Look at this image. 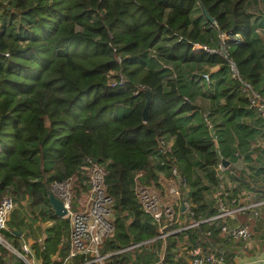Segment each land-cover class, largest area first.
<instances>
[{"label": "trees", "instance_id": "16d2710c", "mask_svg": "<svg viewBox=\"0 0 264 264\" xmlns=\"http://www.w3.org/2000/svg\"><path fill=\"white\" fill-rule=\"evenodd\" d=\"M248 3L0 0V199L10 188L19 202L27 197L34 220L50 223L43 243L35 244L42 264H60L69 247V219L56 216L49 206L50 185L79 177L88 157L104 166L105 186L114 198L110 208L114 232L102 250L112 254L105 264H187L178 256L184 236L188 248L206 250L209 242L217 241L219 226L205 220L218 208L203 202L207 188L197 187L193 177L199 168L215 184L213 168L219 158L203 124L191 132L184 127L181 115L190 112L194 117L195 107L184 100L181 77L176 73L170 78L169 66L219 65L211 77L226 86L225 108L234 110L228 121L253 113L246 108L240 81L231 76L234 65L241 80L264 98V14L249 12ZM221 34L228 40L222 42ZM213 40L218 45L213 46ZM194 43L216 51L224 46L225 53H194ZM111 69L124 73L125 86L107 84L105 73ZM145 90L151 93L146 121ZM233 129V133L219 132V152L225 162L240 155L248 158L243 151L256 136L255 130L239 122L233 123ZM167 137H173L170 147L164 143ZM236 139L237 150L232 148ZM153 156L159 169L176 166L192 186L182 198L194 204L192 222H198L164 238L162 259L147 245L142 255L134 249L116 252L160 234L140 209L134 190L136 182L161 188ZM235 174L237 193L256 189L245 170ZM7 227L4 237L20 250L19 239L29 237L22 207L11 211ZM178 227L170 223L163 231ZM162 240H154V245L161 247ZM58 248L59 258L51 261ZM6 253L0 244V264H23L12 253L6 258Z\"/></svg>", "mask_w": 264, "mask_h": 264}, {"label": "built area", "instance_id": "2783aa9c", "mask_svg": "<svg viewBox=\"0 0 264 264\" xmlns=\"http://www.w3.org/2000/svg\"><path fill=\"white\" fill-rule=\"evenodd\" d=\"M220 38L222 42L228 40L225 34H221ZM195 48L211 53L218 52L221 55L225 53L224 46L216 51L205 45L194 43L192 50L194 51ZM113 50L115 51V47H113ZM150 54L154 56L155 51L151 50ZM115 59L120 64L122 62L121 54L117 53ZM231 69V76L240 81L241 93L247 98L248 107L255 110L261 119L262 129L264 130V98L248 82L241 80L234 65H231ZM203 76L208 80V74H204ZM105 77L107 84L111 87H123L127 81L126 76L120 69L107 71ZM205 122L211 131V140L216 145L218 139L213 130V125L208 119H205ZM215 149L219 156V161L214 167L217 188L215 201L218 212L205 221L212 224L216 220L235 217L237 214L257 216L264 206V198L256 200L248 192L237 193L236 190L238 189L239 182L235 178L236 174L224 164L219 150ZM80 173L86 179L85 182L88 188L87 200L81 207L77 206L74 208L71 205V181L77 175L62 181L55 180L51 183L49 189L61 200L63 206L67 209L66 217L69 219V247L61 264H70L78 257L79 261H76L75 264H105V256L101 254V249L114 232V224L110 219V208L114 203V198L106 189V171L101 163L89 157L85 158L80 166ZM170 173L173 179L170 181L166 198H162L152 187L139 182H136L134 187L140 209L151 218L152 223H156L160 234L150 240L127 246L119 250L120 252L143 247V245H148L154 240L164 239L168 234L184 229V227H178L166 232L163 231L170 223L177 222V214L180 213L179 205H177L180 190L183 189V193H187L189 190L186 180L182 177L176 166H171ZM141 175L142 173H139L137 177ZM262 186H264V180ZM180 205L182 208L186 207L189 214L193 216L190 202H186L184 199ZM176 208H178V212ZM13 209V197L11 195H4L0 199V244L6 247L12 254L17 257L19 256L26 264H37L30 245L24 242L20 245L19 250L3 235V232L8 230L7 222ZM197 224L198 222H191L185 228L193 227ZM218 228L219 232L224 234L228 240H248L250 237V232L246 225L229 227L226 224H220ZM182 254L187 264H231L227 260L226 252L212 242H209L206 250L201 247L188 248L182 245L179 255ZM26 255H31V260L27 259Z\"/></svg>", "mask_w": 264, "mask_h": 264}, {"label": "crops", "instance_id": "0c3cea01", "mask_svg": "<svg viewBox=\"0 0 264 264\" xmlns=\"http://www.w3.org/2000/svg\"><path fill=\"white\" fill-rule=\"evenodd\" d=\"M264 37V35H263ZM213 46L218 45L217 40H213L211 42ZM262 46L264 47V40H262ZM200 50L195 48L194 53H198ZM162 65L164 63H161ZM171 70L170 78L177 76L181 77V87L180 91L184 96V100L190 102L195 107V116L190 117V112H186L181 115L183 120L184 127L189 129L191 132V128L197 126L198 124H203V128L207 131L209 136L211 137V131L207 127L205 119H208L212 125L215 134L225 131L228 132V129L233 133V123H242L250 130L256 131L255 139L250 141V145L247 146L243 154L248 156V158L243 156H238L235 158L229 157L228 159V167L233 171L237 172L239 170H245L256 183V189L248 190L253 199L259 200L264 198V186H262V182L264 180V131L262 129L261 119L258 117L255 110L246 107L248 110L253 111L248 115H242L241 117H237L232 121H228L230 116L234 114V110L225 108L226 101V86L224 84H217L215 78L211 77L212 73L216 72L219 69V65H209L207 63H184L179 64L177 66H169ZM204 74H208V80L203 76ZM225 93V94H224ZM218 136V135H217ZM236 138V137H235ZM218 139V137H217ZM173 142V137H167L164 139V143L167 147H170ZM217 144H213V150L216 152L217 148L220 150ZM232 145L236 147L237 150V139L233 141ZM223 156V155H222ZM222 156H220L222 158ZM219 158V156L217 155ZM153 163L155 166L156 174L158 175V181L162 184L163 179L169 178L171 179L170 168L163 167L159 169L157 164V157L153 156ZM214 169V168H213ZM196 175L193 177V180L197 182V187H206L207 189L203 192V202L211 207H216L215 201V193H216V183L211 184V182L205 177V171L199 168L195 169ZM262 186V187H261ZM189 190L192 189L191 185H188ZM246 191V190H245ZM27 199V197H26ZM184 199H181L179 202L177 200V205H179L180 213L177 214V222L179 227H186L192 222V216L189 214L188 210L182 208L180 204ZM190 202L191 207L194 205ZM30 217V218H29ZM30 219H33L36 231H39V227H41L40 233L38 236L41 237L45 235L44 229L50 223H42L39 220H34L33 216H26V228L30 231V223L32 222ZM29 220V221H28ZM31 221V222H30ZM216 227L220 224H226L227 226H237V225H246L250 232V237L248 240H228L224 234L219 232L218 238L214 243L216 246L220 247L226 252L227 260L231 264H264V206L257 216H248L246 214H237L235 217H227L223 219L216 220L213 223ZM38 236H29L28 238L21 237L19 239V244L27 243L31 246L37 242L38 244H42L39 242ZM162 246L159 247L158 243L154 245L150 243L147 245L150 251H156L157 257L162 259L165 246L164 239L162 240ZM33 242V243H32ZM187 237L184 236L183 239L179 242L182 246L188 247ZM105 245V244H104ZM60 247V246H59ZM104 247V246H103ZM103 247L101 249V254L105 256V259L110 256V252L102 253ZM31 248V247H30ZM123 249V248H122ZM137 250V254H143V247L133 248ZM207 249V248H206ZM121 250V249H120ZM132 250V249H130ZM181 250V249H180ZM129 251V250H128ZM133 251V250H132ZM59 248L51 254V261H55L59 258ZM68 252V251H67ZM116 252H120L119 250ZM125 252V251H123ZM67 254V253H66ZM66 254L64 256H66ZM34 255V252H33ZM183 257L182 255H179ZM35 258V257H34ZM184 258V257H183ZM63 259V258H62ZM78 258L70 264H75L76 261H79ZM104 259V261H105ZM37 264H42V260L38 257L36 258ZM60 260V264H61Z\"/></svg>", "mask_w": 264, "mask_h": 264}, {"label": "rangeland", "instance_id": "374dc122", "mask_svg": "<svg viewBox=\"0 0 264 264\" xmlns=\"http://www.w3.org/2000/svg\"><path fill=\"white\" fill-rule=\"evenodd\" d=\"M249 1V3H248V5H247V9H248V11L249 12H251L252 14H255V15H258V14H264V0H248ZM262 38H263V40H264V37L262 36ZM222 47V46H221ZM221 47H220V49H221ZM224 52H225V50H224ZM264 131V130H263ZM219 134L220 133H217V137H219ZM221 143V142H220ZM215 145V144H214ZM218 146H220V144L218 143ZM232 148L234 149V146L232 145ZM171 179H173L172 178V175H171ZM169 180V178H166V179H163V182H162V184H160V187L161 188H153L154 190H156L159 194H160V196L162 197V198H166V195H167V190H168V188H169V185H170V181H172V180ZM85 178H84V176L80 173L79 174V177L77 176V177H73V180L71 181L72 183H71V190H70V192H71V194H72V198H71V205H72V207H77V206H82V204H84L85 202H86V200H87V197H88V193H87V184H86V182H85ZM12 189H10L9 188V191L7 192V195H11L12 197H13V200H14V208H19V207H22V211H23V214L24 215H28V216H32L33 215V213H32V211H31V209H30V207L28 206V200L25 198L24 200H22L21 202H19L18 200V195L17 194H14V193H12V191H11ZM183 189H181L180 190V195H179V197H178V202L181 200V199H183L182 198V195H183V191H182ZM30 218V217H29ZM31 221V223H30V225H31V227H30V231H28V228H26V233L28 232V234H29V236L31 237V235H32V237L33 236H38L39 234H41L40 233V230H41V227H39V231L37 230L36 231V229H35V227H33V225H34V223L35 222H33V219H30ZM29 221V220H28ZM46 238V236L45 235H43V236H41V237H39L38 236V239H39V242H42V241H44V239ZM7 239V238H6ZM8 240V239H7ZM33 243V242H32ZM37 242H35L34 244H31V250H32V252H34V257H35V260H36V258H38V256L36 255V247H37V245H35ZM38 244V243H37ZM20 245V244H19ZM5 249L7 250V252L8 253H6V258H9V255H11V252H9V250L5 247ZM31 255H26V258L27 259H29V260H31V257H30ZM18 258H20L19 256H18ZM13 260H16L17 258L16 257H13L12 258ZM21 259V258H20ZM22 260V259H21ZM37 261V260H36ZM23 264H26L24 261L22 262Z\"/></svg>", "mask_w": 264, "mask_h": 264}, {"label": "water", "instance_id": "95a60500", "mask_svg": "<svg viewBox=\"0 0 264 264\" xmlns=\"http://www.w3.org/2000/svg\"><path fill=\"white\" fill-rule=\"evenodd\" d=\"M206 17L209 19L210 22H213V18L207 15ZM145 98L146 100H145V104H144V108L142 112L144 121L147 120V112H148L149 105L151 103V93L149 90H145ZM224 164L228 166V162L224 161ZM47 200H48L49 206L52 208L56 216L61 217V218L66 217L67 209L63 206L61 200H59L50 190H48L47 192ZM18 233L20 234V232Z\"/></svg>", "mask_w": 264, "mask_h": 264}]
</instances>
